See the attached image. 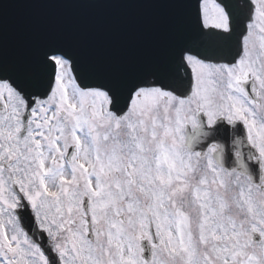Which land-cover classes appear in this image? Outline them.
Segmentation results:
<instances>
[{
	"label": "snow or ice",
	"instance_id": "snow-or-ice-1",
	"mask_svg": "<svg viewBox=\"0 0 264 264\" xmlns=\"http://www.w3.org/2000/svg\"><path fill=\"white\" fill-rule=\"evenodd\" d=\"M175 2L189 36L145 73L0 60V264H264V0Z\"/></svg>",
	"mask_w": 264,
	"mask_h": 264
},
{
	"label": "water",
	"instance_id": "water-1",
	"mask_svg": "<svg viewBox=\"0 0 264 264\" xmlns=\"http://www.w3.org/2000/svg\"><path fill=\"white\" fill-rule=\"evenodd\" d=\"M125 2L138 3L142 8L143 35L139 40V47L142 49L139 56L117 57L116 61L101 62L90 67L87 73L98 77L116 73L117 77H126L148 72L167 59L175 41L189 36L190 26L180 29L178 39L176 29L172 30L170 36L165 37L167 39L161 37L162 34H151L154 29L159 31L160 20L163 21L162 10L171 8V4L166 0H0V60L11 67L22 60L37 56L48 45H60L59 37L73 42L75 38H70L69 32L74 33V29L68 28L67 32H58V13L66 16L75 12L60 10L62 6L94 4L108 8L112 4ZM96 12L108 13V9ZM131 13L133 16L129 18V24L133 25L135 16L133 11ZM26 16L31 20L30 26L23 22ZM19 21L23 22L21 27ZM105 45L104 42H98L96 50L102 51Z\"/></svg>",
	"mask_w": 264,
	"mask_h": 264
}]
</instances>
